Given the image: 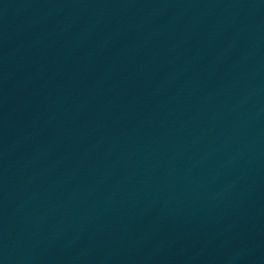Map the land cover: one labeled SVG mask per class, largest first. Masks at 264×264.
<instances>
[{
	"label": "water",
	"instance_id": "1",
	"mask_svg": "<svg viewBox=\"0 0 264 264\" xmlns=\"http://www.w3.org/2000/svg\"><path fill=\"white\" fill-rule=\"evenodd\" d=\"M0 264H264V0H0Z\"/></svg>",
	"mask_w": 264,
	"mask_h": 264
}]
</instances>
